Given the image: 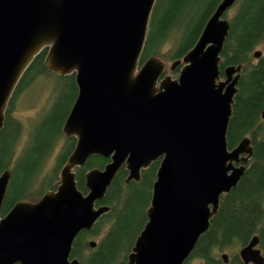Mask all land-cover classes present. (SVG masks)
I'll return each mask as SVG.
<instances>
[{"label": "water", "instance_id": "95a60500", "mask_svg": "<svg viewBox=\"0 0 264 264\" xmlns=\"http://www.w3.org/2000/svg\"><path fill=\"white\" fill-rule=\"evenodd\" d=\"M237 1L219 3L195 45L172 63L171 70L182 64L173 77L156 55L140 63L156 0H0V130L42 51L46 67L75 74L78 87L62 127L76 144L56 188L3 215L12 172L0 175V264H80L71 257L74 240L110 210L100 202L121 166L127 182H139L156 161L147 222L127 264H184L253 156L249 136L233 148L227 140L242 65L224 67L222 76L220 62L226 14ZM93 155L110 161L86 173L84 193L75 169ZM258 244L255 235L239 250L243 264H264Z\"/></svg>", "mask_w": 264, "mask_h": 264}, {"label": "trees", "instance_id": "16d2710c", "mask_svg": "<svg viewBox=\"0 0 264 264\" xmlns=\"http://www.w3.org/2000/svg\"><path fill=\"white\" fill-rule=\"evenodd\" d=\"M221 1L156 0L140 63L153 55L165 61L182 59L195 45ZM233 7L229 35L221 53V74L223 76L224 67L228 65H242V73L227 140L233 148L243 137L249 136L253 156L237 185L221 197L217 214L184 264H243L239 250L255 235H258V247L264 255V119L261 117L264 54L260 58L254 56L257 48L263 45L264 0H238ZM45 55L46 50L25 71L0 130V175L5 169L12 172L3 215L18 201H38L48 189H55L60 181V169L76 144L75 137L62 133L78 93L75 74L60 76L53 73L44 64ZM179 69L177 67L173 73L177 74ZM49 76L61 81L60 88H55L51 94L53 101L45 112V120L34 132L30 129L27 141L18 149L24 125L13 115L15 101L39 78ZM63 110L65 113L61 116ZM109 161L110 158L93 155L83 167L76 168L78 188L86 193V173L93 168H103ZM158 167L159 161L153 162L142 170L139 182H127L128 170L125 164L121 166L100 202L110 206V210L92 229L78 233L72 258L77 257L80 264L128 263V255L147 222V208ZM92 240L97 242L95 247L90 245ZM223 253H228V263L224 261Z\"/></svg>", "mask_w": 264, "mask_h": 264}, {"label": "rangeland", "instance_id": "374dc122", "mask_svg": "<svg viewBox=\"0 0 264 264\" xmlns=\"http://www.w3.org/2000/svg\"><path fill=\"white\" fill-rule=\"evenodd\" d=\"M234 11L235 7H232L227 13V17L229 18L234 13ZM260 49L263 50L264 45L257 48V50ZM165 62V72L176 77L178 73L175 74L173 73L174 70H171L173 61ZM60 85L61 81H59L58 78L50 76L41 77L37 81H35L31 87L21 93V95L19 94V96L17 97L13 115L16 118L20 119L24 125L23 137L21 138L18 149H21V147L27 141L30 129L32 130V132H34L38 125H41L45 120L44 118L47 114L45 112L53 101V95L51 94L55 88H60ZM64 113L65 111L63 110L60 115L62 116ZM52 163L53 158L50 160V164Z\"/></svg>", "mask_w": 264, "mask_h": 264}, {"label": "bare ground", "instance_id": "6f19581e", "mask_svg": "<svg viewBox=\"0 0 264 264\" xmlns=\"http://www.w3.org/2000/svg\"><path fill=\"white\" fill-rule=\"evenodd\" d=\"M165 3V2H164ZM58 85V84H57ZM65 90V89H64Z\"/></svg>", "mask_w": 264, "mask_h": 264}]
</instances>
